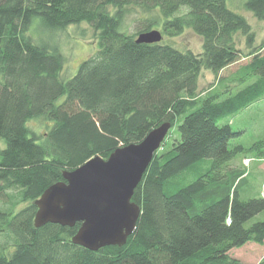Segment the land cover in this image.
<instances>
[{
  "label": "trees",
  "instance_id": "16d2710c",
  "mask_svg": "<svg viewBox=\"0 0 264 264\" xmlns=\"http://www.w3.org/2000/svg\"><path fill=\"white\" fill-rule=\"evenodd\" d=\"M131 5L159 17L138 19L130 33ZM243 6L264 20V0ZM35 22L45 33L87 22L98 49L64 78L62 50L34 37ZM158 24L169 37L192 29L203 50L137 42ZM203 69L215 75L206 90ZM262 98L264 41L256 44L228 0H0V264H247L231 250L264 244V184L235 159H264V137L231 147L243 130L223 121ZM34 119L46 131L34 130ZM164 122L171 144L135 190L141 214L125 245L76 244L79 222L35 226V201L65 171L139 143Z\"/></svg>",
  "mask_w": 264,
  "mask_h": 264
},
{
  "label": "water",
  "instance_id": "95a60500",
  "mask_svg": "<svg viewBox=\"0 0 264 264\" xmlns=\"http://www.w3.org/2000/svg\"><path fill=\"white\" fill-rule=\"evenodd\" d=\"M163 39L161 31L141 33L137 42ZM172 125L164 122L139 143L114 150L108 158L96 156L49 186L35 201V226L81 223L73 242L97 251L109 245L123 246L135 232L141 207L133 200L135 190L161 148Z\"/></svg>",
  "mask_w": 264,
  "mask_h": 264
},
{
  "label": "rangeland",
  "instance_id": "374dc122",
  "mask_svg": "<svg viewBox=\"0 0 264 264\" xmlns=\"http://www.w3.org/2000/svg\"><path fill=\"white\" fill-rule=\"evenodd\" d=\"M228 2L234 10L244 14L248 18L255 35L256 44L264 41V20L258 19L253 12L246 10L243 6L244 0H228ZM147 15L158 18L159 11L158 9H153L152 11L146 12L138 5H131L123 22L124 29L133 33L136 30L135 22ZM155 27L156 29H160L161 25L158 24L155 25ZM32 34L37 39L43 38L44 40H50L51 43L59 45L66 59L63 69L64 78H70L73 76L77 72L81 62L98 49V38L96 37V33L87 22L70 25L65 29L56 31L55 33H45V31L40 29L35 22L32 28ZM163 39L177 44L178 48H190L195 52H201L203 50L202 37L190 28H186L181 34L172 37L164 35ZM238 41L241 47L248 48L245 36H238ZM233 69H235L234 65L230 67L227 72H230ZM214 82V73L210 70L203 69L199 78L200 90L209 89ZM46 123L47 122L42 119H34L29 122V125L34 130H37V132H44L47 129ZM223 123L231 124L235 130H243L231 141V147H234L236 144H243L246 147L251 146L254 142L264 137V98L256 102L254 106L245 108L244 111L229 116L223 121ZM171 134L172 133L167 135L160 149L171 144L167 141L169 138L168 136ZM4 146L5 142L1 141L0 148H3ZM241 162L245 164L247 172L254 175L257 178V181L264 184V159L251 154L245 156L241 153L237 155L235 163L240 165L239 163ZM231 255L240 258L247 264H257L264 258V244L248 243L243 247L232 249Z\"/></svg>",
  "mask_w": 264,
  "mask_h": 264
}]
</instances>
